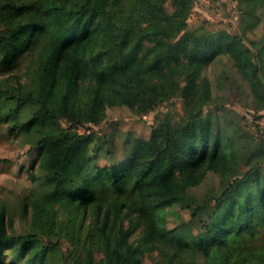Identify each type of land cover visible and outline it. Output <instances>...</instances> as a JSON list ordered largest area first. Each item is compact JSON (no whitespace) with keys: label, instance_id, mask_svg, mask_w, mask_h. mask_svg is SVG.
<instances>
[{"label":"trees","instance_id":"obj_1","mask_svg":"<svg viewBox=\"0 0 264 264\" xmlns=\"http://www.w3.org/2000/svg\"><path fill=\"white\" fill-rule=\"evenodd\" d=\"M190 1L172 0L174 9L167 14L153 0H144L139 22L129 12L116 25L106 0L71 5L59 0H0V73L13 71L24 56L36 58L27 91L0 88V118L11 122L9 132L28 136L53 115L51 102L61 106L70 123L55 140L36 143L38 173L32 177L46 186L42 195L48 207L34 198L32 229L9 232L0 206V264H8L7 256L30 259L20 264L42 262L52 245L42 236L49 239L62 229L49 214L52 203L70 204L71 212L75 206L95 212L88 229L98 233L102 256L95 259L91 237L80 243V264H144L140 243L153 236L194 255L198 252L201 260L195 264H264L260 168L235 173L233 138L216 119L202 116L211 94L200 67L216 54L232 53L242 41L234 32H189L184 20ZM177 74L187 90L180 121L165 118L152 124L149 136L131 138L120 157L115 156L112 139L93 129L75 130L86 122H100L110 105L139 103L143 110H153L171 98L179 86ZM100 155L106 164L97 163ZM29 159L35 161L32 155ZM208 171L218 173L227 187L198 202L187 188ZM173 204L191 208V218L182 225L198 219L197 242L177 244L165 235L169 230H156L157 209ZM131 213L145 229L138 244L131 241L122 220ZM202 213L206 217L199 219Z\"/></svg>","mask_w":264,"mask_h":264},{"label":"rangeland","instance_id":"obj_2","mask_svg":"<svg viewBox=\"0 0 264 264\" xmlns=\"http://www.w3.org/2000/svg\"><path fill=\"white\" fill-rule=\"evenodd\" d=\"M59 1L71 5L79 0ZM143 1L106 0V8L116 25H119V21L129 12L132 13V20L139 22ZM153 2L161 6L167 14L174 9L172 0ZM184 22L186 29L196 35L227 31L236 33L241 39L242 42L232 53L216 54L206 65L200 67V76L207 79L211 94L210 99L202 106V116L216 119L219 126L225 128L233 138V149L237 157L232 161L231 169L240 176L250 166H258L264 178V1L191 0ZM181 59V64L185 63V59ZM35 60L33 55L24 56L13 71L0 73V88L9 85L16 91H27ZM181 67L178 66L180 70ZM178 75L175 78L180 81L179 86L171 98L154 106L153 110L147 112L139 103L133 106L110 105L106 107L105 116L100 122H86L75 130L82 132L93 129L96 133L112 139L115 156L120 157L131 138L149 136L152 124L165 118L172 123L180 121L185 113L182 99L187 90L186 81L181 80ZM49 110L53 115L41 128L32 130L28 136L17 134L15 131L9 132L11 122L2 121L0 118V206L5 209V223L9 232L32 229L36 214L33 208L34 198L38 199L42 207H48V201L44 200L42 195L47 190L46 186L32 177V174L38 173L36 143L39 140H55L59 133L70 125L60 105L50 102ZM22 113L21 111L19 117ZM31 155L35 159L32 163L29 159ZM96 161L100 165L108 162L103 155ZM66 181L61 179L62 184ZM226 187L225 179L216 172L208 171L200 182L189 186L187 192L197 197L200 202L211 195L220 194ZM48 210L49 214L55 217V223L60 224L62 229L55 231L49 239L42 236L48 243L51 241L52 245L39 264H80L83 255L80 243L90 240L91 237L95 241L92 246L93 255L96 260L101 259L98 233L94 231L93 235L88 229V224L95 217L93 209L84 210L75 206L71 212L70 204L59 206L52 203ZM156 212L157 215L153 218L158 224L156 230H169L165 235L177 244H193L201 237L198 219L193 218L189 226L182 225L191 218V208L173 204L159 208ZM205 217V213H202L199 219ZM122 220L125 227L130 229L131 241L138 244L139 234L145 232L142 222L137 221L134 213ZM70 234L74 236L71 238ZM237 245L235 242L234 246ZM173 246L168 242H161L158 236H153L148 243H140V257L144 264H195L201 260L198 252L194 255L191 250ZM9 250L12 249H6V253ZM170 259L173 260L172 263L169 262ZM5 261L8 264H20L30 259L26 256L24 260L17 261L16 257L7 256Z\"/></svg>","mask_w":264,"mask_h":264}]
</instances>
